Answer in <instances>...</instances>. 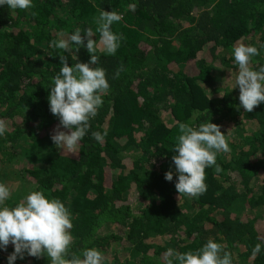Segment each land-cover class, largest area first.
Listing matches in <instances>:
<instances>
[{"label":"trees","instance_id":"1","mask_svg":"<svg viewBox=\"0 0 264 264\" xmlns=\"http://www.w3.org/2000/svg\"><path fill=\"white\" fill-rule=\"evenodd\" d=\"M101 10L121 16L112 25L123 37L115 54L100 44ZM77 28L95 34L96 66L110 88L76 154H67L51 140L59 120L49 109L50 84L60 55L71 66L91 53L50 43ZM239 43L264 44V0H33L26 10L0 7V121L8 129L0 137V182L12 172L32 182L29 191L65 203L73 217L69 256L95 247L103 264H166L169 249L195 251L211 238L233 264H264V251L251 254L264 245V102L245 112L239 87L216 78L237 71L231 50ZM250 63L264 64V49ZM208 120L229 145L217 154L222 170L205 169L207 190L199 197L180 195L172 161L178 124ZM105 129L102 141L91 138ZM27 192L12 190L6 205ZM13 250L11 243L0 250V264ZM14 264L49 261L25 254Z\"/></svg>","mask_w":264,"mask_h":264},{"label":"clouds","instance_id":"2","mask_svg":"<svg viewBox=\"0 0 264 264\" xmlns=\"http://www.w3.org/2000/svg\"><path fill=\"white\" fill-rule=\"evenodd\" d=\"M3 6L9 10H26L33 6V0H0V7ZM119 20L121 16L118 13L105 10H101L97 20L100 44L108 54H115L123 39L122 35L112 31L113 23ZM94 35L91 28L83 31L77 28L66 39L50 43L56 50L71 53L73 48L70 44H75L77 50L84 47L91 53L88 62L77 61L71 66L67 58L60 55L59 71L50 84L49 109L59 120L51 140L57 149L67 154H76L81 140L89 133V121L96 117L104 103L103 95L110 88L105 70L96 66L98 56L95 55L97 44ZM261 49H264V44L259 48L244 43L232 46L231 56L237 68L232 89L239 87L238 107L245 112H251L254 106L264 102V64L253 68L250 63L252 57L260 55ZM121 70H117V77ZM61 126L68 131L61 130ZM7 130L5 122L0 121V137ZM106 135V129L91 132V138L97 142ZM172 149L177 192L197 198L207 190L205 169L214 167L216 173L221 172L216 162L217 154L229 151V145L220 127L208 120L198 126L179 123ZM165 179L172 181L173 172H166ZM11 194L12 189L0 182V250H6L9 243L14 246L7 256V264L23 259L25 254L36 258L46 256L49 264H103L102 252L95 247L83 249L80 255L69 256L73 217L64 202L46 197L40 190H30L19 202L7 206L5 202ZM262 251L264 245L257 243L251 254L255 257ZM165 260L166 264H233L231 253L211 238L195 251L176 253L169 249Z\"/></svg>","mask_w":264,"mask_h":264},{"label":"rangeland","instance_id":"3","mask_svg":"<svg viewBox=\"0 0 264 264\" xmlns=\"http://www.w3.org/2000/svg\"><path fill=\"white\" fill-rule=\"evenodd\" d=\"M235 71H228L225 73L217 74V79H220L223 82L229 83V85L233 86L235 80ZM10 173V172H9ZM5 178V183L14 191L26 192L29 191L31 186V181L25 180L22 177L14 175L12 172L10 174H5L3 179Z\"/></svg>","mask_w":264,"mask_h":264}]
</instances>
